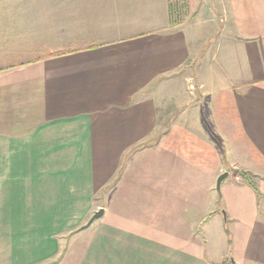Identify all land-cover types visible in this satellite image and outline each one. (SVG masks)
I'll list each match as a JSON object with an SVG mask.
<instances>
[{"label":"crops","instance_id":"crops-1","mask_svg":"<svg viewBox=\"0 0 264 264\" xmlns=\"http://www.w3.org/2000/svg\"><path fill=\"white\" fill-rule=\"evenodd\" d=\"M0 264H264V0H0Z\"/></svg>","mask_w":264,"mask_h":264},{"label":"trees","instance_id":"trees-1","mask_svg":"<svg viewBox=\"0 0 264 264\" xmlns=\"http://www.w3.org/2000/svg\"><path fill=\"white\" fill-rule=\"evenodd\" d=\"M176 6V4L173 6L169 5V13H168V20H169V23L173 24V23H177L178 20H179V15L177 13V11L174 9ZM240 174L246 178H248V175L249 173H246V172H240ZM219 203H220V199H219ZM219 210L222 211V208H221V203L219 205ZM223 212V211H222Z\"/></svg>","mask_w":264,"mask_h":264},{"label":"water","instance_id":"water-1","mask_svg":"<svg viewBox=\"0 0 264 264\" xmlns=\"http://www.w3.org/2000/svg\"><path fill=\"white\" fill-rule=\"evenodd\" d=\"M227 176V173H223L221 174L217 181H216V188L218 189L219 185H220V182ZM102 214V211H97L94 213V215L91 217V219L89 220V223L93 220V219H96L98 218L100 215Z\"/></svg>","mask_w":264,"mask_h":264}]
</instances>
